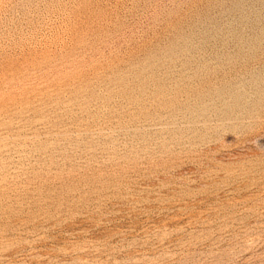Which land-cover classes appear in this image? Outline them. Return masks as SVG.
Wrapping results in <instances>:
<instances>
[{
  "label": "rangeland",
  "instance_id": "374dc122",
  "mask_svg": "<svg viewBox=\"0 0 264 264\" xmlns=\"http://www.w3.org/2000/svg\"><path fill=\"white\" fill-rule=\"evenodd\" d=\"M0 264H264V0H0Z\"/></svg>",
  "mask_w": 264,
  "mask_h": 264
}]
</instances>
